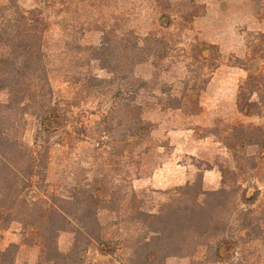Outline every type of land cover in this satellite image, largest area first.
<instances>
[{"label": "rangeland", "instance_id": "obj_1", "mask_svg": "<svg viewBox=\"0 0 264 264\" xmlns=\"http://www.w3.org/2000/svg\"><path fill=\"white\" fill-rule=\"evenodd\" d=\"M164 1L168 0H102L89 5L86 16L90 25L83 28L77 40L68 38L65 28L57 26L49 34L51 81L57 100L77 104L66 128L73 140L67 144L61 125L62 131L43 138L54 146V153L45 165V174L34 177L27 191L29 200L45 198L48 203L23 207L38 218L42 210L56 205L67 217H48L44 233L63 230L55 240L59 253L52 251L48 257L43 254L42 240L35 235L37 228L16 222L1 232L0 249L17 246V264H264V149L242 150L241 130L234 129L264 128V109L246 117L237 108L240 86L248 77L243 67L250 53L248 40L254 34H264V0H197L204 9L193 24L191 36L218 47L220 66L201 92L199 113H146L154 128L141 147V156L123 157V127L115 126L111 135L101 132L107 128L103 114L111 106V99L88 98L76 84L88 71L101 80L113 79L115 75L99 61H85L86 50L100 47L110 32L113 50L120 58L123 33L133 32L143 39L149 36L159 26ZM172 1L175 14L182 16L187 0ZM19 2L25 10L42 8L52 22L58 20L59 6L47 8L45 0ZM66 41H75L74 49L76 44L81 47L67 50L62 45ZM154 72L151 63H145L136 68L135 75L151 80ZM187 74L181 64L178 72H171L165 80L177 83ZM7 98V93H0L1 102ZM13 119L20 120V116ZM22 120L17 134L32 147L41 131L40 123L31 116ZM252 136L258 140V134ZM200 177L202 185L197 184ZM188 185H198L202 192L228 190L218 201L221 234L230 208L251 213L249 237L239 232V222H233L234 239L220 237L221 261L214 257V246L191 247L185 220L193 207L191 190L185 189ZM244 194L247 198L257 194L258 199L245 206ZM205 200L206 196H198L200 203ZM163 211L165 219L148 218ZM51 260L54 263H48Z\"/></svg>", "mask_w": 264, "mask_h": 264}, {"label": "trees", "instance_id": "obj_2", "mask_svg": "<svg viewBox=\"0 0 264 264\" xmlns=\"http://www.w3.org/2000/svg\"><path fill=\"white\" fill-rule=\"evenodd\" d=\"M99 1L102 0H45L47 8L59 6L56 23L50 20L42 8L25 10L19 0L0 3V93H7L8 97L6 102L0 101V233L9 230L16 222L34 230L37 228L35 235L38 234L42 240L43 254L47 257L52 251L57 254L55 240L59 231H63L50 229L44 233L48 217L54 214L67 216L56 205L49 206L44 212L42 210L38 218L29 211L26 213L27 209L23 206L48 203L45 198L29 200L27 184L34 177L45 174L47 162L54 153V146L43 140L45 136L59 133L63 129V135L68 137L67 144L73 140L66 128H69L73 107H77L70 100H57L51 81L48 36L53 27L57 26L65 28L68 38L72 36L73 40H77L83 28L90 25V17L86 16L89 5ZM186 5L187 9L182 16H178L175 14V3L172 0L164 1L158 28L144 39L133 32L123 33L120 58L117 51L113 50L110 32L105 34L100 47L85 52V61H99L104 69H110L115 75L113 79L101 80L88 71L76 84L88 98L106 96L111 99V106L103 114L107 119V128L101 132H109L111 135L115 126L123 127V157L126 154L131 157L143 154L141 147L151 138L154 128V124L145 118L147 112L199 113L201 92L206 89L211 76L220 66L221 53L218 47L201 41L197 36H191L195 30L193 24L204 7L197 0H187ZM112 40L115 41V38ZM62 45L67 50L71 46L73 50L75 41H66ZM80 47L76 44L74 50ZM248 49L250 53L243 66L248 77L240 86L237 108L244 116L251 117L255 115L254 111L264 109V34L252 35L248 40ZM207 52L210 56L206 55ZM256 62L261 65H256ZM145 63H151L155 69L151 80L135 75L136 68ZM181 64L187 76L172 84L165 80L171 72L177 73ZM255 96L258 101L253 100ZM17 115L20 120L13 119ZM27 116L35 118L41 126L32 147H27L22 140L23 136L17 134L22 119ZM234 129L241 130L239 147L242 150L246 147L264 149L263 127L251 126L248 129L240 126ZM254 134H258V140L253 139ZM202 181L200 177L197 184L202 185ZM198 188L201 187L188 185L185 188L191 190L193 206L185 217L191 234V247L201 249L214 246V257L221 261L220 237L229 238L230 241L236 237L233 222H239V232L244 234L243 237H249L253 224L251 213L230 208L227 226L221 234L218 227L221 220L218 201L221 196L228 194V190L223 188L216 192H202ZM199 195L206 196L204 203L198 201ZM257 199V194L250 198L246 194L242 196L245 206L253 204ZM148 218L157 221L167 216L163 211L149 214ZM85 235L89 233L85 232ZM17 255L18 247L15 245L0 249V264H17ZM216 258L213 261L215 263ZM51 262L54 263L48 261Z\"/></svg>", "mask_w": 264, "mask_h": 264}, {"label": "crops", "instance_id": "obj_3", "mask_svg": "<svg viewBox=\"0 0 264 264\" xmlns=\"http://www.w3.org/2000/svg\"><path fill=\"white\" fill-rule=\"evenodd\" d=\"M207 176L205 177V183H206V185H207V187H209L210 188V186L208 185V181H207Z\"/></svg>", "mask_w": 264, "mask_h": 264}]
</instances>
